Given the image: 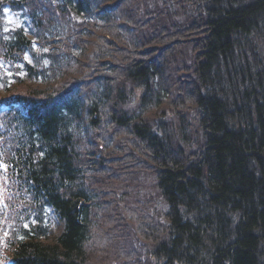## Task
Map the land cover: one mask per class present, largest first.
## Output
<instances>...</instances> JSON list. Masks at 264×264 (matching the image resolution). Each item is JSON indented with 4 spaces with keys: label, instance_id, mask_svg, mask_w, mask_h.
Returning <instances> with one entry per match:
<instances>
[{
    "label": "trees",
    "instance_id": "1",
    "mask_svg": "<svg viewBox=\"0 0 264 264\" xmlns=\"http://www.w3.org/2000/svg\"><path fill=\"white\" fill-rule=\"evenodd\" d=\"M141 174L149 263L264 264V0H0V264L127 260Z\"/></svg>",
    "mask_w": 264,
    "mask_h": 264
},
{
    "label": "rangeland",
    "instance_id": "2",
    "mask_svg": "<svg viewBox=\"0 0 264 264\" xmlns=\"http://www.w3.org/2000/svg\"><path fill=\"white\" fill-rule=\"evenodd\" d=\"M9 21L11 26H20L22 24L12 15H10ZM25 23L28 31L32 33L31 21L26 19ZM28 59L31 61V58ZM188 103L190 104L191 102ZM187 105L188 104L186 103L184 107ZM158 112H160V110ZM170 114L174 115L173 113ZM141 177V182H144L146 191H140L139 194H133V192H131L129 197L131 199L125 200L123 203H119V214L115 212L116 217L119 220L115 221L112 231L119 232V250L123 251V255L127 258V260L124 261V259L119 256V264H129L130 261H132V264H151L149 263L150 260L154 261L153 257L150 255V252L153 251L152 243L146 237L142 236L139 228L137 229L136 226L129 222V220L124 221L127 217L126 210H133V216H141L143 214V221H141L140 225H145L146 228H149L148 223H150V221H153L156 225L161 222L162 218H164L161 206H159V210H161L162 213H158V201L154 199L158 196V193H156L157 187L155 176L152 174H141ZM51 214H53V212H51ZM53 221L55 235L61 234L64 229V223L59 220L58 217H55V214ZM104 231H107V229Z\"/></svg>",
    "mask_w": 264,
    "mask_h": 264
}]
</instances>
